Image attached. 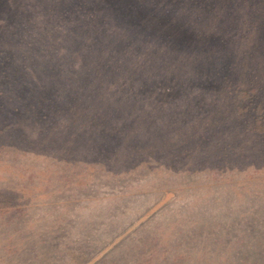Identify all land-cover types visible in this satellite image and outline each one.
<instances>
[{
    "label": "rangeland",
    "instance_id": "1",
    "mask_svg": "<svg viewBox=\"0 0 264 264\" xmlns=\"http://www.w3.org/2000/svg\"><path fill=\"white\" fill-rule=\"evenodd\" d=\"M0 264H264V0H0Z\"/></svg>",
    "mask_w": 264,
    "mask_h": 264
}]
</instances>
